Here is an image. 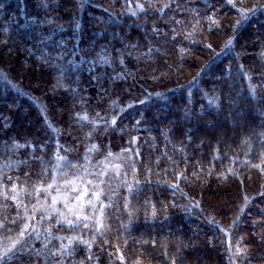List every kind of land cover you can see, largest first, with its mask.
I'll return each instance as SVG.
<instances>
[{
    "label": "trees",
    "instance_id": "1",
    "mask_svg": "<svg viewBox=\"0 0 264 264\" xmlns=\"http://www.w3.org/2000/svg\"><path fill=\"white\" fill-rule=\"evenodd\" d=\"M167 3L0 0L5 264H264V0Z\"/></svg>",
    "mask_w": 264,
    "mask_h": 264
},
{
    "label": "rangeland",
    "instance_id": "2",
    "mask_svg": "<svg viewBox=\"0 0 264 264\" xmlns=\"http://www.w3.org/2000/svg\"><path fill=\"white\" fill-rule=\"evenodd\" d=\"M104 169H107V167L103 164H101ZM109 169L115 170L116 171V165L114 164L113 166L109 167ZM95 174H98L102 176L104 174V171L102 172H94ZM18 174L14 173V176H17ZM1 183V179H0ZM75 186L77 188V191H72V185H66L63 187H51L49 188L52 193V201L54 198H57L61 200L62 206H67V207H77L78 209H81L83 211H87V214L90 215L91 213H95L97 216L99 215L100 208L96 207L95 199H96V191L94 190V187L91 185L86 180H77L75 181ZM15 189V184L11 183L7 186L6 193L4 194L3 197L11 200V206L15 207H20L22 203L18 201V192ZM87 189V194L83 196V201H79L76 199L77 196L81 195L84 193V190ZM66 193H70L71 197L68 198L65 196ZM15 197V199H13ZM88 201H91L92 203L89 204ZM1 206V205H0ZM10 217H8V212L1 206L0 207V224H2V220L4 221L5 219H9V221H6V229H9L11 231L15 225L12 221V216L13 213H10ZM8 226V227H7ZM5 236V235H4ZM1 240V239H0ZM5 243L3 246H0V250L4 249V247H7L8 242L4 240ZM6 244V245H5ZM16 248H18V244L16 245ZM19 250L15 251V254H17ZM13 253H9V257H12L15 255Z\"/></svg>",
    "mask_w": 264,
    "mask_h": 264
},
{
    "label": "snow or ice",
    "instance_id": "3",
    "mask_svg": "<svg viewBox=\"0 0 264 264\" xmlns=\"http://www.w3.org/2000/svg\"><path fill=\"white\" fill-rule=\"evenodd\" d=\"M172 0H168V3L164 5V7H168L170 6ZM229 3H232V0H228ZM138 7H140L141 9H143V6L142 5H138ZM162 11V9H160ZM250 11H254V10H250ZM135 14V13H133ZM246 18L244 16V13L242 12L241 13V19H244ZM237 23H239V21H237ZM231 44V40H229L227 42V44L225 45L226 47L228 45ZM82 119H87V117H82ZM112 123L114 124L115 123V120L112 121ZM69 184L72 185V191H77V188L75 186V181H69L68 182ZM89 183H91V181H89ZM52 185H48V188H51ZM15 189H13L14 191ZM38 191H47V189H38ZM87 194V189L84 190V193L77 196L76 199L79 200V201H83V196ZM97 198L99 196V194H96ZM13 199H15V197H13ZM57 198H54V201L56 200ZM89 204H91L92 202L91 201H88ZM69 211H71V209H69ZM81 219V217L79 215H77V220ZM83 219H88V217H83ZM13 223H15V221H13ZM57 223H66L70 228L71 227H74L75 226V222L71 219H63L62 221H57ZM85 227H87V225H85ZM0 228H3V224H0ZM28 228H29V225L28 224H25L24 227L20 230L19 232V235L17 238H11V237H6L5 240L8 242V245L7 247H4V250L3 251H0V264H5V261L6 259L9 257V253H13L15 254V251L19 250V251H23V249H17L16 248V245L18 243H20V240L24 238L25 234L27 233L29 236L31 235V233L28 232ZM35 231V229H33V232ZM78 238L73 236L71 238H68V243L69 245H71L73 243V241H76ZM83 243H87V241H81ZM5 243V241H2L0 240V246H3ZM60 250L61 251H67V246L65 245H61L60 247ZM240 252V249H237V254H239ZM52 255H56V253H52ZM121 259H123L121 257Z\"/></svg>",
    "mask_w": 264,
    "mask_h": 264
}]
</instances>
